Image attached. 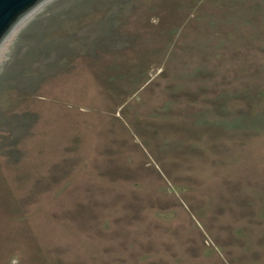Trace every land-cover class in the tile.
Here are the masks:
<instances>
[{
  "label": "rangeland",
  "instance_id": "obj_1",
  "mask_svg": "<svg viewBox=\"0 0 264 264\" xmlns=\"http://www.w3.org/2000/svg\"><path fill=\"white\" fill-rule=\"evenodd\" d=\"M0 56V264H264V0H47Z\"/></svg>",
  "mask_w": 264,
  "mask_h": 264
},
{
  "label": "water",
  "instance_id": "obj_2",
  "mask_svg": "<svg viewBox=\"0 0 264 264\" xmlns=\"http://www.w3.org/2000/svg\"><path fill=\"white\" fill-rule=\"evenodd\" d=\"M47 0H0V45L13 28Z\"/></svg>",
  "mask_w": 264,
  "mask_h": 264
},
{
  "label": "clouds",
  "instance_id": "obj_3",
  "mask_svg": "<svg viewBox=\"0 0 264 264\" xmlns=\"http://www.w3.org/2000/svg\"><path fill=\"white\" fill-rule=\"evenodd\" d=\"M9 61V57L0 56V73L5 70V67Z\"/></svg>",
  "mask_w": 264,
  "mask_h": 264
},
{
  "label": "bare ground",
  "instance_id": "obj_4",
  "mask_svg": "<svg viewBox=\"0 0 264 264\" xmlns=\"http://www.w3.org/2000/svg\"><path fill=\"white\" fill-rule=\"evenodd\" d=\"M37 7H38V6H37ZM37 7H36V8H37ZM36 8H35V9H36ZM35 9H34V10H35ZM34 10H33V11H34ZM33 11H32V12H33ZM30 13H31V12H30ZM30 13H29V14H30ZM29 14H28V15H29ZM28 15H27V16H28ZM27 16H25L22 20H24ZM22 20H20V22H21ZM20 22H19V23H20ZM19 23H18V24H19ZM18 24H17V25H18ZM17 25L13 28V30L17 27ZM13 30L10 32V34L13 32ZM10 34H9V35H10ZM9 35H8V36H9ZM8 36H7V37H8ZM7 37H6V38H7Z\"/></svg>",
  "mask_w": 264,
  "mask_h": 264
}]
</instances>
